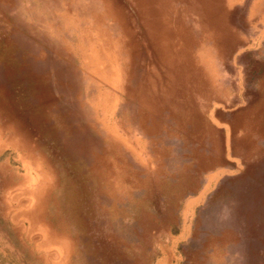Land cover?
Returning <instances> with one entry per match:
<instances>
[{"label": "rangeland", "instance_id": "1", "mask_svg": "<svg viewBox=\"0 0 264 264\" xmlns=\"http://www.w3.org/2000/svg\"><path fill=\"white\" fill-rule=\"evenodd\" d=\"M168 2L0 0V264H264V0Z\"/></svg>", "mask_w": 264, "mask_h": 264}, {"label": "bare ground", "instance_id": "2", "mask_svg": "<svg viewBox=\"0 0 264 264\" xmlns=\"http://www.w3.org/2000/svg\"><path fill=\"white\" fill-rule=\"evenodd\" d=\"M158 1H159V3H160L161 6L163 5V3L170 4V2H168V0H158ZM191 1H193V0H179V3H182V4L185 3V2L186 3H189ZM171 3H173L172 0H171ZM149 4H150V6L153 7L152 1H149ZM164 16H165V14H163V13H159L158 14V20H159V23H160L161 26L160 27H157V28H155V27L153 28L152 27L153 34L154 35H158V36H165L166 39L169 40L172 37L171 34L173 33V31L170 30L169 27L165 24L166 23V19L164 18ZM154 20H156L155 17L153 19V22H154ZM156 22H157V20H156ZM155 24L156 23H152L153 26ZM167 51L170 54V58L168 59V64H176L177 66L179 65V67L182 69V71L184 73L186 71V66L184 65V63L189 61L187 55L184 54V53H181L182 55H180V53L177 54V52L176 53H173L174 46L173 47L172 46L168 47L167 48ZM177 56H179L178 57L179 63H178V60L176 59Z\"/></svg>", "mask_w": 264, "mask_h": 264}, {"label": "crops", "instance_id": "3", "mask_svg": "<svg viewBox=\"0 0 264 264\" xmlns=\"http://www.w3.org/2000/svg\"><path fill=\"white\" fill-rule=\"evenodd\" d=\"M230 2V1H229Z\"/></svg>", "mask_w": 264, "mask_h": 264}]
</instances>
